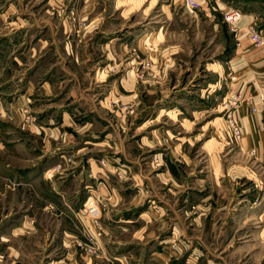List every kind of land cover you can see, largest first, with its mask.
<instances>
[{
	"label": "crops",
	"instance_id": "1",
	"mask_svg": "<svg viewBox=\"0 0 264 264\" xmlns=\"http://www.w3.org/2000/svg\"><path fill=\"white\" fill-rule=\"evenodd\" d=\"M157 2H45L82 10L80 32L40 25L25 0H0V264H264V111L237 107L239 142L223 114L230 87L255 103L264 89V57L242 30L264 28V0L198 10L170 0L138 20ZM228 6L241 9V31L226 24L216 59L186 66L182 21L218 28ZM97 95L132 100L136 113H113ZM106 155L125 178L99 165ZM89 196L105 204L98 257L74 243Z\"/></svg>",
	"mask_w": 264,
	"mask_h": 264
},
{
	"label": "rangeland",
	"instance_id": "2",
	"mask_svg": "<svg viewBox=\"0 0 264 264\" xmlns=\"http://www.w3.org/2000/svg\"><path fill=\"white\" fill-rule=\"evenodd\" d=\"M25 1L27 2L28 6L33 10L35 16L40 21V25L46 24L47 22L50 21L54 26H57L59 24H62L64 21H67L71 26H76L77 30H80V32H83L88 26V20H87V17L85 16V14L83 13V11L82 10L79 11L77 8H75L72 5L68 4V5L62 6L61 8L59 7L56 9H54V7H50V5H49V8L44 9L45 2H46V6L48 7L47 2L50 0H25ZM169 1L170 0H158V2L154 5L153 9H151L149 16L144 15L142 17L140 15V18H138V20H142L144 17L147 20L152 19L154 14H157V10L160 8V6L169 4ZM2 4H4V3H2ZM175 8L178 12L179 6H175ZM141 11H138V12L141 14ZM217 18L219 20L221 19L219 16ZM182 22L185 24V26L190 27L189 30L187 31V34H186V37L188 39H190V44H188V41L186 40L187 47L184 48L186 56L183 58V61L186 63V66H188V64H190V62H193L194 58L197 55H200V58L203 60L207 59V58L208 59H211V58L216 59L214 56L218 53V50L221 47V43L218 45L217 39H219V37L221 36L222 38L225 37V40H227V37L225 35L226 34V23L225 24L220 23L219 24L220 27L214 28L213 24L210 21L209 22L200 21L197 25L195 24V21H192L191 23H188L187 21H182ZM221 26L223 27V30H221ZM188 45H190V46H188ZM150 48L153 49L152 46L149 47V50H151ZM151 63L152 62L149 59L143 61V63H142V66H144L143 71L150 70ZM193 65L194 64H192L191 67ZM112 70H114V69H112ZM195 72L198 73L199 71L195 70ZM157 81L158 80H155L154 82H157ZM94 99L102 107L109 109L113 113L119 112L124 116H126V115L127 116H133L136 113L137 107L135 106V104L132 100H128L127 102H123L121 100L119 101L118 98H114V96H111V95H106V96L97 95ZM27 121L30 122L29 120H27ZM155 156L157 157L158 160H156V158L153 160L154 155H152L150 162L154 166H157L160 163V158L157 154H155ZM70 158H72V157H70ZM70 158H69V160H70ZM102 158H108V159H110L111 162H113V160H114V158L109 156V155L102 156L101 158H99V160ZM67 160H68V158H67ZM98 162H99V165L101 166L100 161H98ZM108 164H110V163H108ZM111 166H112V164H111ZM101 167H104V166H101ZM112 168H113V166H112ZM112 170H113V174L115 176L114 168ZM116 178H118V177H116ZM122 178H125V176H122ZM122 178H118V179H122ZM5 183H6L7 188L15 189L14 182L6 181ZM98 203H99V209L101 211V215H100V218L98 220V223H99V229L101 230V234H102L103 226H102V222H101V216H102V210H103L105 204H103L100 200H98ZM82 207H83V204H80L79 208L75 212L76 214L79 215V218H80L79 234L81 235V237L77 238L76 242L74 240V243L76 244V246L78 248H80V250H82V252H84V254H87V255L93 256V257H98L99 252H100V247L98 244L95 243L94 240L89 239V234L92 232V229L97 227V226H95L92 219H90L86 216H83V213H81ZM83 217L88 221V224H89L88 227L89 228H87V226H85V224L82 220ZM92 243L95 246H97V248L91 247L93 245ZM171 244H173V243H171ZM174 246H175V244H174ZM174 248H176V247H174ZM189 264H195V263L189 262Z\"/></svg>",
	"mask_w": 264,
	"mask_h": 264
},
{
	"label": "built area",
	"instance_id": "3",
	"mask_svg": "<svg viewBox=\"0 0 264 264\" xmlns=\"http://www.w3.org/2000/svg\"><path fill=\"white\" fill-rule=\"evenodd\" d=\"M183 4L189 10H198L203 7H209L210 9H220L222 0H183ZM221 16L222 20L228 24L230 31L237 35L239 31L238 23L240 22L243 13L241 9L238 7L228 6L224 9H221ZM251 42V44L262 54L264 57V28L260 27L255 20H251L244 24L242 29ZM238 44V40L236 42ZM234 76H231V80L234 79ZM250 103L252 106V111L256 112L258 109L264 111V89L259 94V100L257 103L253 100L252 94H247L243 92L242 89L232 88L230 87L223 102V114L226 120V125L228 127L229 133L231 134L234 141L239 142L242 138V129L241 126L236 118V109L242 103ZM28 112L27 108H23V113L26 114ZM1 116V113H0ZM25 119L31 121L28 115L25 116ZM157 157L154 155L153 160ZM69 160V158H68ZM155 160V161H156ZM101 166H106V163L112 164L114 168L115 176L118 178H122V176H127L128 170L125 166L120 165L115 160L113 162L110 161L108 158H102L99 160ZM57 168L59 165L56 166ZM98 198L94 196H89L82 207L83 216H86L93 220L95 228L92 229V232L89 234V239L94 240L97 244V237L101 235V230L99 229L98 220L101 215V211L99 209ZM93 244V243H92ZM91 247L97 248L94 244ZM171 247L174 248V244H171Z\"/></svg>",
	"mask_w": 264,
	"mask_h": 264
}]
</instances>
